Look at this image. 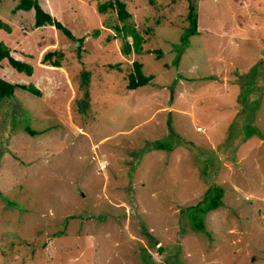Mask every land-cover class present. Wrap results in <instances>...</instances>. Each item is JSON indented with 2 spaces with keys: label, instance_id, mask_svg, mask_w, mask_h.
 <instances>
[{
  "label": "rangeland",
  "instance_id": "obj_1",
  "mask_svg": "<svg viewBox=\"0 0 264 264\" xmlns=\"http://www.w3.org/2000/svg\"><path fill=\"white\" fill-rule=\"evenodd\" d=\"M38 1L85 40L0 0V264H264V0Z\"/></svg>",
  "mask_w": 264,
  "mask_h": 264
},
{
  "label": "trees",
  "instance_id": "obj_2",
  "mask_svg": "<svg viewBox=\"0 0 264 264\" xmlns=\"http://www.w3.org/2000/svg\"><path fill=\"white\" fill-rule=\"evenodd\" d=\"M151 2H154V0H151ZM111 8L113 10H116L118 12V18L126 22L128 19L132 16L131 13L127 9V5L122 0H115V1H108L107 3L101 4L99 6V10L102 13L107 12V10ZM17 10L22 9L26 11L33 10L35 11V19H36V26L37 27H43L46 25H56L57 28L62 30L64 33H66L70 38H72L76 44H77V55L78 57H82V45L84 43V38H77L74 36L72 31L68 29L66 26H64L61 22L55 21L52 17V15L43 9L41 4L38 0H20V3L17 5ZM196 8H191V13L188 16V19L190 20L191 26L187 29V34L182 37L183 42H187L193 34H196L197 32H200L198 30L199 24H198V14L194 12ZM261 15V14H260ZM240 16V15H239ZM264 17V15H261ZM240 21L242 25H245L246 27L250 26V21L247 20V18L244 17V15L241 13ZM7 25L0 19V27L4 28ZM118 30H120V27H116ZM129 27L124 26V29L128 30ZM201 28V27H200ZM202 29V28H201ZM206 31V29L204 30ZM208 32V31H206ZM98 33V32H97ZM133 35L138 38V34L136 31L132 32ZM55 54H58V51H55ZM52 53H48L45 58L44 62L48 65L54 66V67H62V61L60 58L54 59ZM8 59L10 65L12 68H14L18 73H25L27 75H32L33 68L32 66L22 60L16 59L11 55L10 48L5 45L4 43L0 42V68L2 66V63L4 60ZM142 64L135 62V68L134 71H132L129 75V83L127 84V89L129 90H135L140 87H143L147 85L151 78H153L152 75L146 76L144 72L142 71ZM87 74H84V77H87ZM17 88H21L23 90H27L28 92L41 96V91L36 88L34 85H26V84H19V83H13L10 81H7L6 79H3L0 77V104L7 98H13L15 95V91ZM27 130L30 131L32 134H36L37 132L33 131L30 127H27ZM218 197V196H217ZM219 202L218 200H215L211 207L218 206ZM199 227H202L201 222L197 225Z\"/></svg>",
  "mask_w": 264,
  "mask_h": 264
}]
</instances>
